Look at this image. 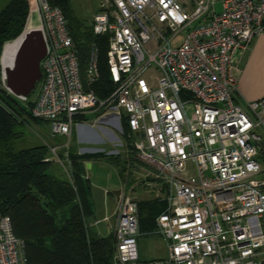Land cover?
<instances>
[{
	"label": "built area",
	"instance_id": "2783aa9c",
	"mask_svg": "<svg viewBox=\"0 0 264 264\" xmlns=\"http://www.w3.org/2000/svg\"><path fill=\"white\" fill-rule=\"evenodd\" d=\"M27 2L26 26L40 33L45 51L30 118L48 123L52 137L67 138L60 147L67 148L76 116L110 113L118 146L133 147V157L154 167L162 183L156 193L165 208L146 235L162 237L166 256L140 260L138 206L121 191L111 264H264V98L242 102L237 90L238 57L264 34V0H192L193 10L178 0H101L89 25L94 35H108L112 91L105 99L90 89L99 78L94 50L82 81L59 7ZM150 70L153 84L145 78ZM0 83L25 106L28 96H15L4 75ZM60 148L49 146L45 160L71 180ZM0 264H31L2 213Z\"/></svg>",
	"mask_w": 264,
	"mask_h": 264
},
{
	"label": "trees",
	"instance_id": "16d2710c",
	"mask_svg": "<svg viewBox=\"0 0 264 264\" xmlns=\"http://www.w3.org/2000/svg\"><path fill=\"white\" fill-rule=\"evenodd\" d=\"M49 2L59 7L67 21L78 50L82 81L94 50L99 78L90 89L99 99H105L112 91L106 58L108 35H94L89 24L83 29L79 22H71L68 0ZM28 12L27 0H0V55L3 45L21 34ZM30 95L23 106L0 86V213L10 217L13 233L23 241L31 264H111L113 235L91 233L86 226V218L93 215V210L83 162L100 155H77L70 145L61 148L59 157L67 152L70 161L69 180L53 160H45L51 156L49 146L23 148L22 126L29 120L41 122L29 116L34 105ZM258 159L264 164V154ZM108 161L119 165L113 158ZM137 206L141 230H152L155 216L164 211L165 204L154 200Z\"/></svg>",
	"mask_w": 264,
	"mask_h": 264
},
{
	"label": "crops",
	"instance_id": "0c3cea01",
	"mask_svg": "<svg viewBox=\"0 0 264 264\" xmlns=\"http://www.w3.org/2000/svg\"><path fill=\"white\" fill-rule=\"evenodd\" d=\"M184 4L185 6L183 4L181 5L185 9L190 10L186 5V1ZM237 65L239 68V73L237 77L238 78L237 90L240 100L242 102H246V101L252 102L263 99L264 98V34H260L254 38L250 48L245 53H243L241 56L238 57ZM112 118L113 115L110 113L102 114L100 112L89 111L86 114L76 116L74 119L75 123L71 127V133L69 137L70 147L74 149L77 155H83V154L100 155L93 157L89 161L83 162L85 177L89 180L91 185V181L89 177L91 178L90 172L93 167V162L103 161L112 168L116 176V179L119 183V185L118 186L116 185L112 191L107 192V199L110 200L111 205L113 204V206L115 207L117 196L121 191H123L126 195H128L137 204L139 202H150L154 200H159L160 197H158L156 193V188L158 189L162 185V183L159 180L154 179L153 177V174H155L157 171L154 167L150 165H145L137 161L133 157V152H132L133 147L128 145L127 148L129 149V151L121 148V150L119 151V155H115V156L107 155L109 152L112 151L111 150L112 146H115L119 141V138L115 133L117 131L115 127L116 124L114 123ZM95 137H99L104 149L91 148L85 150L80 149L79 151V147L77 146L78 144H82L83 142L84 143L92 142L93 138ZM59 139L61 142L58 147L60 148L63 144H65L67 138L59 137ZM70 142H72L73 144ZM105 148L108 149L105 150ZM109 158H113L115 161H118L119 165L116 166L115 164L108 161ZM112 175L113 173L109 175L110 180ZM110 187H112V185H110ZM140 195L142 197H140ZM89 199L91 202V189H90ZM162 202L164 203V201ZM114 207H113V212H114ZM113 212L111 213V217H108L107 214L101 215L102 214L101 213L100 215H98V213L94 214L93 211L94 222L103 220L98 224H103L108 234H112L111 229L114 224ZM158 214L156 216H158ZM105 216L106 218L103 219V217ZM140 226L141 225L139 222V229L141 230ZM149 230L151 229L141 230V232L142 231L146 232ZM100 235L102 236V234ZM165 249H166V244H165ZM154 259H159V257Z\"/></svg>",
	"mask_w": 264,
	"mask_h": 264
},
{
	"label": "rangeland",
	"instance_id": "374dc122",
	"mask_svg": "<svg viewBox=\"0 0 264 264\" xmlns=\"http://www.w3.org/2000/svg\"><path fill=\"white\" fill-rule=\"evenodd\" d=\"M101 0H68V14L70 15L71 22H74L77 25V22L80 23V27L86 29L88 24L92 21L93 16L99 10V4ZM185 6L186 5L190 10H193L192 0H178ZM184 1V2H183ZM221 10L220 2L217 1L215 4V12L219 13ZM27 19V18H26ZM33 24H28L22 30V32L28 28H31ZM74 25V26H75ZM21 32V33H22ZM16 39V38H15ZM14 39V40H15ZM8 41L3 45L0 58H2L3 50L6 44L13 42ZM6 51V47H5ZM14 58L5 55L2 60L4 66H8L13 62ZM1 60V59H0ZM11 61V62H10ZM0 61V78H1V68L3 66ZM147 82L149 84H153L156 79V73L154 70H150L145 76ZM40 88V82L36 83L35 89L33 93L30 95V99H34L38 93ZM23 141L21 142L23 148L27 147H34L40 144H44L47 146H59L60 139L59 137H52L50 134V128L47 123L39 122L34 123L33 121L29 120L28 124L22 126L21 128ZM117 137L120 139L118 132H115ZM72 143V142H70ZM73 144V143H72ZM80 149H91V148H103L99 137L93 138L92 142L89 143H82L77 145ZM108 148H105V150ZM111 150L120 151L121 148L118 146V142L115 146H112ZM63 150L59 149L57 153H60ZM108 155V154H107ZM115 156V155H113ZM55 166L57 170L64 172V169L61 165L55 162ZM91 204L93 207L94 214L98 213V215H105L107 214L108 217H111V213L113 212V204L111 205L110 200L107 199V192L112 191L114 187L119 185L116 176L112 170V168L107 165L103 161H95L93 162V167L91 169ZM113 173L111 180L109 179V175ZM112 185V187H110ZM114 185V186H113ZM140 197H142L140 195ZM115 208V207H114ZM112 211V212H111ZM93 214V215H94ZM93 215L86 218V224L89 225L88 229L91 233L102 234V236H107V230L104 228L103 224H95L93 220ZM103 217V219H105ZM108 219V218H107ZM148 231H142L140 236L137 237V246L140 260L148 261L153 260L154 258H162L166 256V249H165V241L162 239L160 235H146Z\"/></svg>",
	"mask_w": 264,
	"mask_h": 264
},
{
	"label": "water",
	"instance_id": "95a60500",
	"mask_svg": "<svg viewBox=\"0 0 264 264\" xmlns=\"http://www.w3.org/2000/svg\"><path fill=\"white\" fill-rule=\"evenodd\" d=\"M19 41L10 66H2L1 75L15 96H29L41 80L40 62L44 57V44L38 31L24 30L14 41ZM1 61V60H0Z\"/></svg>",
	"mask_w": 264,
	"mask_h": 264
},
{
	"label": "bare ground",
	"instance_id": "6f19581e",
	"mask_svg": "<svg viewBox=\"0 0 264 264\" xmlns=\"http://www.w3.org/2000/svg\"><path fill=\"white\" fill-rule=\"evenodd\" d=\"M29 30H30V28L26 29V31H29ZM19 41L20 40H17V41H13V42H10V43L6 44L5 55H8L9 57L14 58L15 51H16V48H17V46L19 44ZM10 65H12V64H10ZM10 65H8V66H10Z\"/></svg>",
	"mask_w": 264,
	"mask_h": 264
}]
</instances>
